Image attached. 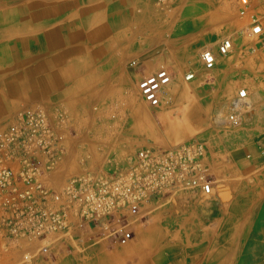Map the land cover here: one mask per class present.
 Segmentation results:
<instances>
[{
	"label": "crops",
	"instance_id": "crops-1",
	"mask_svg": "<svg viewBox=\"0 0 264 264\" xmlns=\"http://www.w3.org/2000/svg\"><path fill=\"white\" fill-rule=\"evenodd\" d=\"M111 1L83 0L81 5L67 8L69 0H16L8 9L7 5L13 0H0V13L9 12L8 17H0V119L21 108H38L46 113L56 131L64 136L60 144L66 147L63 159L47 176L48 184L55 189L61 188L83 169H97L104 165V152L110 144L103 142L98 134L103 125L100 123L102 112L94 111L93 106L117 103L111 112L118 119L128 120L123 132L133 138L127 148L133 147L136 140L149 142L139 125L146 106L138 95V81L161 67H166L172 78L173 71L184 73L189 69L187 59L194 48L197 51L206 38L219 37L231 29L233 34L238 19L245 22L238 13L235 16L229 12L238 8L236 0ZM255 4L263 26L259 37L264 44V0H255ZM26 5L32 6L31 20L13 11ZM90 6L92 8H88ZM53 8L73 13L81 9L82 14L39 17L42 10ZM79 23L81 28H76L79 33L62 26ZM7 26L13 31L2 33ZM47 44L55 46L44 48ZM220 55L216 54L215 65L209 70H213L211 80L207 83L200 80L199 76L205 70L201 66L194 71L198 77L187 80L189 87L194 91L201 87L208 89L214 101L233 97L239 88L245 87L253 108L243 117V122L248 121L244 127L229 130L227 134L217 129L208 132L211 138L204 164L212 174L213 184L217 176L249 174L258 167L259 181H264V48H259V67L248 86L244 85L247 81L243 78V70L246 71L247 67ZM132 60L137 61L136 66L130 65ZM63 64L65 74L54 81L53 73ZM236 72L239 74L233 76ZM254 135H259V140L249 142ZM156 143L164 145L166 141L160 138ZM210 202L207 214L213 213L214 209L221 210L214 200ZM207 218L209 222L211 218ZM71 222L69 234L62 238L85 237L86 226L81 227L75 219ZM242 224L235 223L231 213L218 217L205 231L203 248L188 254L190 257L197 253L203 255L202 264H231L232 248L245 245L242 243ZM180 226L184 232L193 230L185 220ZM232 230L240 231L232 237ZM260 238L264 239V228L259 232ZM40 243L43 244L37 239H11L0 229V264H23V246L36 247ZM215 246H224L218 258L210 250ZM127 260L119 261V264H136ZM82 264L113 262L98 255Z\"/></svg>",
	"mask_w": 264,
	"mask_h": 264
},
{
	"label": "rangeland",
	"instance_id": "rangeland-1",
	"mask_svg": "<svg viewBox=\"0 0 264 264\" xmlns=\"http://www.w3.org/2000/svg\"><path fill=\"white\" fill-rule=\"evenodd\" d=\"M15 1L13 0L7 5L8 9L12 8ZM71 1L75 3L74 0H69L65 7L71 5ZM82 1L78 0L76 5H81ZM112 2L117 3L118 0H112ZM3 8H6V6H3ZM88 8H92V6ZM54 9L42 10L39 17H59L60 11ZM31 10L32 6L26 5L16 7L13 11L31 20L33 18ZM80 10H77V12L82 14ZM229 12L237 16V9H230ZM71 15L78 16L75 13H70ZM237 21L238 26L233 34L231 29L219 35V37L216 35L213 39H205L199 45L197 51L194 48L193 54L187 59L188 70L184 73L182 71L172 72V81L163 94V99L170 101L168 104L164 102L159 108L150 107L141 96L137 86L138 95H140L139 97L146 106V111H142L139 125L144 129L150 143H139L136 140L133 147L127 148L129 141L133 138L123 132L128 120L125 118L118 119L115 113L111 112L113 106L117 103L92 107L94 111L102 112L100 123H103V125L98 134L102 137L103 142H109L110 144L104 152L105 168L117 166L118 162L127 160L139 148L144 146H152L155 150H161L181 141L197 138L204 142L201 168L208 175V178H211L212 174L204 164L208 156V141L211 138L208 132L217 129L227 134L229 130L244 127L248 121H244L239 127L224 123L222 118L227 111V102L232 98V95L223 101H214L211 99L208 89L201 87L199 90L194 91L190 88L189 82L184 80V74L194 73L197 68L203 66L199 58V53L203 48L211 47L216 54H219L217 52L218 43L222 39L230 38L233 43L232 50L228 54H221L220 56L230 58L232 62L235 61L238 65L242 64L247 67L246 71L243 70V78L247 81L244 85L248 86V81L254 77L255 69L259 67L257 54L259 48H264V44L259 35L245 36L243 30L247 23L239 19ZM80 24L67 25V27L76 28L80 27ZM229 25L232 24L229 23ZM58 54L56 55L58 56ZM237 68H240V66H237ZM64 69V64L61 68L56 69L53 73V79L57 77L59 70L64 73ZM212 72L213 70L205 69L203 75L199 76L200 80L207 83L211 80L210 74ZM238 74L236 72L233 76ZM197 77L194 74L191 79ZM219 109H221V113L217 118L216 112ZM22 110V108L15 110L12 114L1 118L0 132L12 124L17 114ZM245 110V113H247L251 111V107ZM57 121L58 119L54 121V124H57ZM224 136L222 135L223 138ZM160 138L166 141L164 145L156 143ZM253 139L259 140V135L251 136L249 142H252ZM221 151L223 155V150ZM214 183L211 192L208 194L201 191L192 193L186 189L167 191L160 197L151 198L144 202L134 217L120 215L117 218L115 216L106 218L108 223L124 224L123 229L120 231H105L99 228L97 221L90 220L86 224V236L83 238L66 237L53 240L48 245L40 243L36 247L33 245L23 246V254L31 256V259L26 260L23 257V264H82L93 260L98 255L106 256L113 264H119V261L127 259L135 261L136 264H202L203 255L197 253L190 257L191 254L188 253L202 249L201 243L206 229L210 228L209 226L218 217L229 213H231L235 223L242 224L244 222L242 224V243L245 244L241 248H232L231 264H264V256L262 255L264 239H259V232L264 228V196L262 197L264 181H259V167L249 174L236 173L227 177L217 176ZM211 200H214L221 210L214 209L213 213L207 214V204H211ZM165 210H168L169 214L163 213ZM216 212H219V214ZM207 217L211 218L209 222ZM184 220L193 226V230L182 231L180 224ZM238 231L232 230L230 232L231 236L234 237L238 234ZM223 249L224 246L210 248L215 256L219 255Z\"/></svg>",
	"mask_w": 264,
	"mask_h": 264
},
{
	"label": "built area",
	"instance_id": "built-area-1",
	"mask_svg": "<svg viewBox=\"0 0 264 264\" xmlns=\"http://www.w3.org/2000/svg\"><path fill=\"white\" fill-rule=\"evenodd\" d=\"M236 2L238 16L248 23L246 36L261 34L263 26L255 0ZM231 49L230 38L218 45L220 54H228ZM215 57L208 47L199 53L207 70L214 67ZM130 65L136 66L137 61L132 60ZM193 76L188 72L184 80ZM171 79V72L161 67L138 81L140 94L149 106L170 102L162 98V92ZM247 96L245 88L238 89L228 102L224 123L240 125L243 107L249 106ZM49 121L42 109L27 108L0 132V229L9 238L37 239L48 245L69 234L73 219L81 227L93 220L99 228L116 232L124 224L108 223L106 218L134 217L151 193L188 187L208 194L213 188L201 168L204 142L193 138L161 150L139 149L124 166L85 169L55 189L48 184L47 176L63 159L66 147L60 144L63 135ZM28 258L31 256L24 255L25 260Z\"/></svg>",
	"mask_w": 264,
	"mask_h": 264
},
{
	"label": "bare ground",
	"instance_id": "bare-ground-1",
	"mask_svg": "<svg viewBox=\"0 0 264 264\" xmlns=\"http://www.w3.org/2000/svg\"><path fill=\"white\" fill-rule=\"evenodd\" d=\"M75 1V3L73 2V1H71V5H69V6H71V8H74L75 6H77L76 5V2L78 1V0H74ZM114 3V2H113ZM68 6V7H69ZM67 7V8H68ZM70 8V9H71ZM55 11L57 10L56 8L54 9ZM80 10V9H79ZM255 10H256V8H255ZM256 12H257V10H256ZM70 13H73L72 11L71 12H65V11H60L59 12V15H68V16H70ZM76 15H78L79 16V12H74ZM238 13V12H237ZM258 13V12H257ZM1 16L0 17H2V18H5V17H8V15H9V12L7 13V12H5V13H1L0 14ZM78 22H81V20L79 21L78 20ZM246 22V21H245ZM247 23V22H246ZM76 24H73V26H75ZM114 25V24H113ZM62 26H64V28H65V30H68V31H74V32H78L79 33V31H78V29H76V28H78V27H76V28H73V27H67V25H62ZM247 27H248V23H247V25H246V27L244 28V30H243V34L246 36V33H245V31H246V29H247ZM64 28H61V29H64ZM18 30V29H17ZM13 31V29H12V27H9V26H7V27H4L3 28V32L2 33H11ZM24 31V30H23ZM60 31V30H59ZM92 31V30H91ZM72 33V32H71ZM70 33V34H71ZM262 33H263V30H262ZM261 33V34H262ZM56 34V33H55ZM54 34V35H55ZM58 34H59V32H58ZM261 34H259V35H261ZM92 35V34H91ZM255 36H257V35H255ZM53 37V36H52ZM206 39H209V38H206ZM223 40V39H222ZM221 40V41H222ZM231 40V39H230ZM232 41V40H231ZM14 43V42H13ZM220 43V42H219ZM219 43H218V45H219ZM53 46H55V45H49V44H47L46 46H44V48H47V49H49V48H53ZM85 48V47H84ZM208 48H210L212 51H214V53L216 54V52H215V50H213L211 47H208ZM232 48H233V43H232ZM232 50V49H231ZM217 52H219L218 51V46H217ZM220 54V53H219ZM222 55H226V54H222ZM215 62H216V57H215ZM78 67H80V65H78ZM61 68V67H60ZM61 74H65V72L63 73L61 70H59L58 71V73H57V77H55V79H54V81L56 80V79H58L59 77H61L62 75ZM171 81H172V79H171ZM171 81H170V83H171ZM169 83V84H170ZM169 84H167L166 86H164V89H163V92H162V98H163V94L165 93V91H166V87L169 85ZM241 88H245V87H241ZM240 89V88H239ZM246 89V88H245ZM247 90V89H246ZM238 91V90H237ZM140 92V91H139ZM236 94H237V92H236ZM235 94V95H236ZM234 95V96H235ZM247 98H246V100H247V102L249 103V106L248 107H243V111H246L245 109L246 108H250L251 107V109L253 108L252 106H253V104L251 103V101L248 99V97H249V94H248V90H247ZM233 96V97H234ZM168 101V100H167ZM149 105V104H148ZM162 105H160V106H158V107H156V108H159V107H161ZM153 108V107H152ZM155 108V107H154ZM242 109V108H241ZM220 113H221V109H219L217 112H216V116H217V118L220 116ZM246 113H244V115H245ZM225 115V114H224ZM244 117V116H243ZM223 118H224V116H223ZM223 118H222V120H223ZM243 123V118H242V122L240 123V124H242ZM239 126V125H238ZM190 139H193V138H190ZM190 139H187V140H190ZM63 140H64V136H63ZM62 140V141H63ZM62 141H60V143L62 142ZM185 141V140H184ZM182 142V141H181ZM175 145V144H174ZM62 146V145H61ZM173 146V145H172ZM151 148V147H149V146H144V147H141V148H139V149H142V148ZM170 147V146H169ZM168 148V147H167ZM138 149V150H139ZM151 149H153V148H151ZM154 150V149H153ZM135 154V153H134ZM202 159V158H201ZM128 162V158H127V160H125V161H123V162H118L117 164V166L116 167H120V166H124V165H126V163ZM116 164V163H115ZM106 167V165H103L102 166V168H105ZM97 169H100V168H97ZM83 170H85V169H83ZM88 170H96V169H88ZM212 182V181H211ZM186 190H189V191H200V190H195V189H192V188H185ZM173 189H171V190H164V192L163 191H161V192H154V193H151L150 195V197L147 199V200H145L144 202H146V201H148V200H150L151 198L153 199V198H155V197H160V196H162V195H164V193H166L167 191H172ZM176 190V189H175ZM193 193V192H192ZM143 202V203H144ZM142 203V204H143ZM141 204V205H142ZM141 205H140V207H141ZM140 207H139V210H140ZM131 217H133V216H131ZM205 236V235H204ZM47 239V238H46ZM215 261H217V260H215Z\"/></svg>",
	"mask_w": 264,
	"mask_h": 264
}]
</instances>
